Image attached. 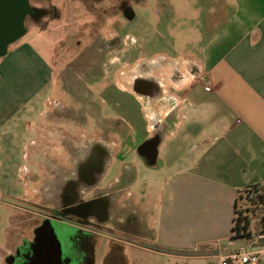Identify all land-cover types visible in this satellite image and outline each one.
Masks as SVG:
<instances>
[{
  "label": "crops",
  "instance_id": "1",
  "mask_svg": "<svg viewBox=\"0 0 264 264\" xmlns=\"http://www.w3.org/2000/svg\"><path fill=\"white\" fill-rule=\"evenodd\" d=\"M195 8L199 39L176 40L181 33L180 28L176 37V26L169 34L171 11L160 17L170 39L159 38L160 50L149 57L130 54L132 64L123 72V86L142 105L145 130L139 140L156 139L153 160L148 153L138 155L162 177L158 190L146 189L140 202L131 184L110 182L104 188V176L97 184L100 191L118 192L109 204L112 228L126 215H137L142 224L140 233L108 235V250L114 248L123 264H215L238 248L264 250L259 236L233 233L238 192L264 184V0H196ZM0 60L1 126L13 111L4 101L26 85L42 88L50 72L23 47L7 50ZM135 81L146 89L136 90ZM120 121L130 129L131 121ZM105 145L106 171L114 145L110 140ZM48 148L32 155L50 162ZM38 164L48 178L50 172ZM100 237H106L104 229Z\"/></svg>",
  "mask_w": 264,
  "mask_h": 264
},
{
  "label": "rangeland",
  "instance_id": "2",
  "mask_svg": "<svg viewBox=\"0 0 264 264\" xmlns=\"http://www.w3.org/2000/svg\"><path fill=\"white\" fill-rule=\"evenodd\" d=\"M46 1L57 7V11L50 10L40 19L27 17L25 35L8 48L10 52L25 48L50 76L37 91L26 85L4 101L13 111L0 126V264H5L3 257L14 233L29 219L43 215L41 205L45 204L40 190L47 178L41 176L38 162H42L47 173L57 168L70 169L67 150L100 134L95 111L81 114L78 109L81 101L79 103L78 97L70 92L87 91L89 102L98 106L103 120L132 122L130 129L124 127L110 133L114 154L101 186L105 188L110 182L120 187L131 184L134 198L139 202L144 200L146 189L153 194L158 190L162 181L160 173L148 169L138 155L137 150L144 142L139 139L145 130L142 105L123 86V72L132 64L130 54L140 56L142 53L149 57L159 51L156 41L170 39L167 35H174L170 32L172 27L177 28L176 37L181 28L176 40L191 43L200 37L196 28V0H165L170 7L167 11L160 8L158 0H144L143 4L134 6L131 20L103 13L97 21L80 7L78 11L76 2L32 0L30 5L43 7ZM107 3L104 0L103 4ZM171 11L176 16L168 20V34L166 29L161 31L165 26L161 28L160 17H170ZM54 15L56 20L50 19ZM92 38L95 39L91 43ZM141 39L148 40L149 44L143 47ZM181 48L184 50L183 46ZM85 53H90L91 57ZM41 146L49 147L50 162L32 155L42 150ZM238 211L244 215L242 209ZM257 219L250 218L249 231L255 235H259L254 229ZM120 224L126 225V218ZM105 236L107 238L100 237L96 242L94 264H103L110 253L108 234ZM252 242L245 246L251 247Z\"/></svg>",
  "mask_w": 264,
  "mask_h": 264
},
{
  "label": "flooded vegetation",
  "instance_id": "3",
  "mask_svg": "<svg viewBox=\"0 0 264 264\" xmlns=\"http://www.w3.org/2000/svg\"><path fill=\"white\" fill-rule=\"evenodd\" d=\"M107 1V4H103L104 0H67L65 3L76 2L78 11L80 7L85 13L93 15L96 21L99 19V15L103 13L111 14L113 18L120 15L131 20L134 6L144 3V0ZM158 3L161 9L169 10L170 7L166 5L165 0H158ZM31 9L32 11L27 17L33 19H40L42 15H47L50 10L52 12L57 11V7L50 5L47 1L43 7L31 6ZM50 19L56 20V15ZM94 39L92 38L91 43L94 42ZM89 54L85 53L87 57H91ZM193 69H195L194 66L189 67V71ZM86 72L94 73L93 70H86ZM144 86H146V83L134 82V87L138 91H144L146 89ZM76 94L82 96L78 108L82 111L81 114L95 111L100 134L95 137V140L82 142V144L74 146L73 149L67 150L72 164L70 169H59L56 166L55 171H50L45 185L40 190L45 204L41 205L43 215L29 219L19 231L14 233L6 254L12 256L9 259V264L32 263L42 243V237L47 234L51 235L52 246L50 249L60 253L62 264H94L99 229H104L105 234L108 235L119 233L125 236L131 232H142L141 221L135 214L125 216L126 225L113 223L114 228L110 226L112 213L109 204L118 195V192L107 188L100 191L97 188L99 184L96 183L109 155L105 143L110 140L111 131L116 132L121 128L124 129V126L120 120L106 121L101 119L98 106L89 102L87 91H78ZM142 145L138 148V153L142 156L148 153L150 160H153L156 139L147 140L143 147ZM121 212H124V210H121ZM113 250L114 248L111 251L113 252ZM117 259L119 260V258L110 254L108 263L113 264ZM120 261L123 264V260L120 259Z\"/></svg>",
  "mask_w": 264,
  "mask_h": 264
},
{
  "label": "water",
  "instance_id": "4",
  "mask_svg": "<svg viewBox=\"0 0 264 264\" xmlns=\"http://www.w3.org/2000/svg\"><path fill=\"white\" fill-rule=\"evenodd\" d=\"M31 11L29 0H0V58L7 54L11 44L25 35V19ZM105 168L106 166L98 176L96 183H99L104 176ZM42 238L36 257L30 264H62L60 253L50 249L51 235L47 234ZM10 257L12 256L4 258L5 264H9Z\"/></svg>",
  "mask_w": 264,
  "mask_h": 264
},
{
  "label": "trees",
  "instance_id": "5",
  "mask_svg": "<svg viewBox=\"0 0 264 264\" xmlns=\"http://www.w3.org/2000/svg\"><path fill=\"white\" fill-rule=\"evenodd\" d=\"M68 92V89H66ZM76 95L78 97V101H82V96L79 94H76L74 92H70ZM239 209H242L244 211L243 213ZM264 185H251L248 187H245L237 194V205H236V211H235V219H234V226H233V233L235 237H246V238H252V236H259L264 234ZM259 216V220L257 219ZM250 218L257 219L254 225L255 231L259 233V235H255L253 232L249 231L250 226ZM110 253L106 256V258L103 260V264L108 263V257L111 255H114V251L112 252L109 250ZM113 253V254H112ZM119 258V260H115L113 264H121L122 261H120L121 257L116 256ZM109 264V263H108Z\"/></svg>",
  "mask_w": 264,
  "mask_h": 264
},
{
  "label": "built area",
  "instance_id": "6",
  "mask_svg": "<svg viewBox=\"0 0 264 264\" xmlns=\"http://www.w3.org/2000/svg\"><path fill=\"white\" fill-rule=\"evenodd\" d=\"M259 239L264 240V234ZM215 264H264V250L252 252L246 248H238L221 257Z\"/></svg>",
  "mask_w": 264,
  "mask_h": 264
}]
</instances>
